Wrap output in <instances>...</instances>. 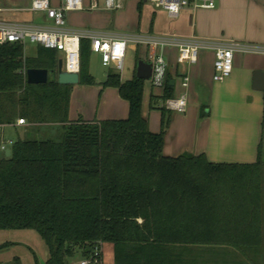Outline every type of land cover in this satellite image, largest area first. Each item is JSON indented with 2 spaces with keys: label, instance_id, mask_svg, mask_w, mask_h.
Here are the masks:
<instances>
[{
  "label": "trees",
  "instance_id": "16d2710c",
  "mask_svg": "<svg viewBox=\"0 0 264 264\" xmlns=\"http://www.w3.org/2000/svg\"><path fill=\"white\" fill-rule=\"evenodd\" d=\"M90 44L80 41V83L88 85L95 84ZM58 64L52 49L27 58L23 44L0 46V124L21 118L63 128L59 139L26 134L10 156L3 152L0 230H35L48 247L47 264H73L103 244L112 246L114 264H207L197 254L207 249L264 259L262 143L250 164L165 156L164 132L152 133L142 115L145 81L113 72L102 85L129 102L128 118L70 123L71 86L26 79L28 69ZM171 90L168 81L164 99Z\"/></svg>",
  "mask_w": 264,
  "mask_h": 264
},
{
  "label": "crops",
  "instance_id": "0c3cea01",
  "mask_svg": "<svg viewBox=\"0 0 264 264\" xmlns=\"http://www.w3.org/2000/svg\"><path fill=\"white\" fill-rule=\"evenodd\" d=\"M55 1L52 2L54 6L61 2ZM90 1H83L84 9L66 13L69 30L103 32L116 37L130 34L174 35L194 39L200 43L196 63L180 66L177 64L176 47L153 49L132 42L131 47L136 50L137 65L139 61H151L155 54H163L168 67L167 82L169 81L172 86L171 97L186 95L187 98V109L184 113L170 111L164 105L167 99H164L166 86L162 87L164 88L162 94H154L152 86L149 93V108L142 109L149 130L152 133L164 132L165 156L203 154L213 163L250 164L257 161L258 147L262 143L261 157L264 161V90L253 87L255 72L264 71V0H215L214 9H184L177 18H170L164 9L154 10L149 18V14L142 7V2L147 0H126L125 8L117 11L100 7L91 10ZM2 3H10V0H0V4ZM30 5L31 2L16 7L24 10L18 15L19 18L41 26L51 24L44 14L30 13ZM166 18L174 21L166 23ZM232 43L255 46L256 49L246 52L236 50L231 75L221 82H216L213 80L215 48ZM40 48L41 46L37 44L25 43L24 55L27 58H36ZM91 56L96 57L101 64L98 54L92 53ZM57 57L59 61L62 60L63 53L57 52ZM107 67H112L113 73H118L114 66ZM89 73L95 79V84L79 82L76 85H68L71 86L69 122L127 119L129 102L121 97L116 87L102 85L112 72L108 71L106 77L100 79L90 64ZM183 74L189 76L188 87L182 85ZM53 78L50 77L51 80ZM121 80L131 79L125 80L121 77ZM154 108L159 109V112H152ZM19 119L10 125H4L0 134L5 137L7 128L22 134L21 138H25L24 134L63 133L62 124L42 126L31 125L28 122L18 124ZM165 121L167 126L164 128ZM8 139L17 140L12 137ZM3 243L12 245L16 242L8 240L0 244ZM106 245H102L103 258ZM110 249L113 254L112 246ZM1 253L3 252L0 250V264H22L15 256L4 254L2 257ZM76 258L81 259L79 255Z\"/></svg>",
  "mask_w": 264,
  "mask_h": 264
},
{
  "label": "built area",
  "instance_id": "2783aa9c",
  "mask_svg": "<svg viewBox=\"0 0 264 264\" xmlns=\"http://www.w3.org/2000/svg\"><path fill=\"white\" fill-rule=\"evenodd\" d=\"M84 0H61L58 6L52 4V0H31L29 12L42 13L51 22L50 25H37L33 21L24 20L18 15L24 10L17 9L10 3L0 4V46L8 43L25 44L26 42L37 44L45 49H52L63 53V70L69 73H80L81 56L80 41L82 38L91 42V52L100 56L103 66H114L122 72L125 53L128 43L143 44L153 49L176 47L178 50L177 64L180 66L196 63L200 43L194 39L180 38L174 35L141 36L125 35L116 37L103 32L80 31L73 32L67 28L66 13L74 10H82ZM126 0H103L104 8L117 11L124 7ZM155 7L164 9L170 18H177L184 9H214L215 0H147ZM99 8V0H91L89 9ZM255 46H243L239 44L219 45L215 48L213 80L221 82L229 77L233 70L234 52L255 50ZM152 74L149 79L153 87H165L167 83V62L162 53L155 54L151 59ZM189 76L182 75V85L188 87ZM165 107L174 112L184 113L187 109L186 95L167 98ZM26 120L19 119L18 124H24ZM4 124H0V133ZM15 141L4 139L0 134V150L5 152ZM102 246L90 257L81 258L77 264H103L101 255Z\"/></svg>",
  "mask_w": 264,
  "mask_h": 264
},
{
  "label": "rangeland",
  "instance_id": "374dc122",
  "mask_svg": "<svg viewBox=\"0 0 264 264\" xmlns=\"http://www.w3.org/2000/svg\"><path fill=\"white\" fill-rule=\"evenodd\" d=\"M31 0H10V5H14L15 7H21L27 4H30ZM52 2H56L52 0ZM3 4V3H2ZM54 5V4H53ZM125 6V2H124ZM99 7L104 8L103 0H99ZM142 7L145 11L149 14V18L152 15L154 10H161L162 8H157L152 5L149 1H143ZM125 8V7H124ZM173 19H165V22H173ZM149 23V21H147ZM29 42H26V45H29ZM133 44L129 43L127 46V53L126 58L124 61V66L122 72L117 71L121 77L125 80L132 79L135 70L137 67L136 62V50L132 49ZM26 53V50H25ZM101 62V61H100ZM91 64V68L98 74V78L103 79L106 77L108 71L113 72L112 67H103L99 61H97L96 57L91 56L89 61V66ZM104 75V76H102ZM152 85L150 84L149 80H145L144 82V97H143V108L146 110L149 108V93L151 91ZM153 88V87H152ZM164 88L162 87H154L152 92L156 93H163ZM152 112H159V109H152ZM27 123V121H26ZM26 136V134H24ZM61 134H53L54 139H59ZM4 137V136H3ZM12 137L14 139H18L22 137V134L16 132L12 128L6 129L5 137L8 139ZM3 155V151H0V157ZM14 241L15 244L8 245L9 248L0 249L1 256L3 257L4 254H11L18 258L22 264H47L46 259L49 258V250L41 238V236L32 229H24V230H15V231H1L0 230V243L5 241ZM5 244V243H3ZM110 244H107L104 251V262L103 264H114L113 254L110 249ZM197 254L202 256L204 260H206L207 264H264V259L261 256L258 260L255 259L254 261L248 259L240 255L238 252H235L230 249H207V250H198ZM14 257V258H15ZM48 260V259H47ZM79 259L72 261L73 263L77 264Z\"/></svg>",
  "mask_w": 264,
  "mask_h": 264
},
{
  "label": "water",
  "instance_id": "95a60500",
  "mask_svg": "<svg viewBox=\"0 0 264 264\" xmlns=\"http://www.w3.org/2000/svg\"><path fill=\"white\" fill-rule=\"evenodd\" d=\"M152 74L151 61H139L136 70V76L142 80H149ZM56 80L61 85H76L80 82V75L78 73H69L63 70V62L59 61L56 70L36 69L31 68L26 71V79L29 84H45L49 81ZM254 89L264 90V71H257L254 74ZM6 156L11 155V149H7Z\"/></svg>",
  "mask_w": 264,
  "mask_h": 264
}]
</instances>
